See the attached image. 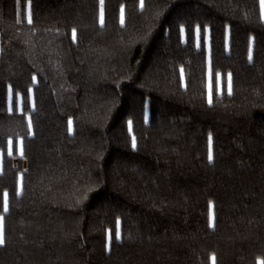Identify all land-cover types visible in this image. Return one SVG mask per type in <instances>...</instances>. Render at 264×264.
<instances>
[{"label": "trees", "instance_id": "obj_1", "mask_svg": "<svg viewBox=\"0 0 264 264\" xmlns=\"http://www.w3.org/2000/svg\"><path fill=\"white\" fill-rule=\"evenodd\" d=\"M0 152V264H264V0H0Z\"/></svg>", "mask_w": 264, "mask_h": 264}, {"label": "snow or ice", "instance_id": "obj_2", "mask_svg": "<svg viewBox=\"0 0 264 264\" xmlns=\"http://www.w3.org/2000/svg\"><path fill=\"white\" fill-rule=\"evenodd\" d=\"M101 2H102V0H101ZM29 22H31L30 20H29ZM102 22V21H101ZM73 35H75V30H73ZM209 103H211V100H209ZM133 147H135V141L133 140ZM210 159H211V157H210ZM6 196H7V194H5V204H4V211L6 212L7 211V201H6ZM4 243V239H3V235H2V228H0V245H2ZM215 258L213 257V260H214Z\"/></svg>", "mask_w": 264, "mask_h": 264}, {"label": "rangeland", "instance_id": "obj_3", "mask_svg": "<svg viewBox=\"0 0 264 264\" xmlns=\"http://www.w3.org/2000/svg\"><path fill=\"white\" fill-rule=\"evenodd\" d=\"M9 153H10V154L12 153V151H11V147H10V149H9ZM15 161H16V159H15ZM1 163H2V152H0V171H1Z\"/></svg>", "mask_w": 264, "mask_h": 264}]
</instances>
